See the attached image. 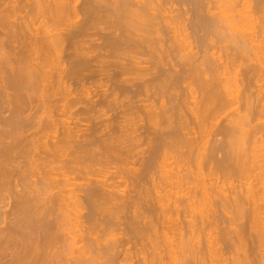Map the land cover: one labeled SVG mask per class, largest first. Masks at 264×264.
Listing matches in <instances>:
<instances>
[{"label": "bare ground", "instance_id": "1", "mask_svg": "<svg viewBox=\"0 0 264 264\" xmlns=\"http://www.w3.org/2000/svg\"><path fill=\"white\" fill-rule=\"evenodd\" d=\"M163 1L0 0V264H264V0Z\"/></svg>", "mask_w": 264, "mask_h": 264}, {"label": "rangeland", "instance_id": "2", "mask_svg": "<svg viewBox=\"0 0 264 264\" xmlns=\"http://www.w3.org/2000/svg\"><path fill=\"white\" fill-rule=\"evenodd\" d=\"M219 1H220V0H219ZM227 1H228V0H227ZM227 1H226V0H222V1H220V2H221V3L226 2V3H225V6H226V5H227ZM230 2H231V1H230ZM156 3H157V2H156ZM164 3H165V1H163V0H162V1L159 0V2L157 3V4H158L157 6H159V8H158V7H157V8L160 9V10L163 9L162 7H167V8H168V6H165ZM240 3H241V2H240ZM218 4H220V3L218 2ZM228 4H229V3H228ZM241 4H242V3H241ZM241 4L235 6V8H234V7H233V8L231 7V8H232L231 11H233L234 9L236 10V11L234 10V13H232V12H231V13L236 15V14L238 13V11L241 10V7H242ZM163 5H164V6H163ZM220 5H222V4H220ZM230 5H231V4H230ZM176 6H177V5H174L173 8H176V9H177L178 6H177V7H176ZM222 6H223V5H222ZM160 7H161V8H160ZM236 7H237V8H236ZM226 8H227V7H226ZM228 8H229V7H228ZM178 9H179V7H178ZM221 9H222V7H221ZM224 9H225V8H224ZM251 10H252V12H251L250 14H251V17H253V18H252V19H253V23H252V24L256 25V20H257L258 18H260V17H258V16H260V13H259L258 11H256V9H254V8H252ZM225 11H226V10H225ZM227 11H228V10H227ZM255 11H256V12H255ZM228 12L230 13V10H229ZM229 13H227V14H229ZM171 15H172V14H171ZM176 15H177V11H176L175 13H173V16H176ZM255 18H256V20H255ZM257 21H259V20H257ZM254 22H255V23H254ZM254 25H252V26H254ZM253 28H255V26H254ZM187 31H188V30H187ZM187 31H186V32H187ZM189 32H190V30H189L187 33H189ZM189 40H190V41H193V38H190ZM214 50L218 53V50H217V49H214ZM219 54H220V50H219ZM221 54H222V53H221ZM223 59H224V56H223ZM238 77H239V78H238ZM237 78L240 79L241 76H237ZM241 88H242V87H241ZM92 89H94V87L91 88L90 90H92ZM90 96H91V95H90ZM88 97H89V96H88ZM104 109H105V108H104ZM104 109H103L102 112H106V109H105V111H104ZM108 113H109V112H108ZM109 114H111V113H109ZM107 115H108V114H107ZM68 121H70V120H68ZM80 124L83 126V125L86 124V123H85V122H80ZM212 129H213V128H212ZM209 130H211V129H209ZM208 138H209V139H212V136H210V137H208ZM215 139H216V138H215ZM217 139H220V138L217 137ZM180 164H181V163H180ZM172 165H173V164H172ZM175 165L177 166V164H175ZM178 165H179V164H178ZM176 166H175V167H176ZM173 167H174V166H173ZM175 167H174V170L176 169ZM179 167H180V166H179ZM171 168H172V167H171ZM177 168H178V167H177ZM216 210H217V209H216ZM218 210H219V209H218ZM218 210H217V211H218ZM218 212H220V213H219V216H220V217H219L218 214L216 213V214H217V217L219 218V219L217 218L218 221H216L218 225L216 224V226H214V225L210 226L209 229H211V230L208 229V231H209L211 234L208 235V236H211V235H212V236H211V240H212V239H213L212 241L216 240L215 243H217V245H218L220 248H222L221 251L223 252V254H222V252L220 251L221 255L219 256V258L221 259L220 264H233V262H234V264H235V263H236V264H237V263H238V264H256V263H252V261H253L254 259H257V258H256V255L250 256V252H251V251H248V252H249V253H248L249 255L246 254V253H247V251H246L247 248L250 247V246L248 245V244H249V240H250V239H248V238H249L248 234H247V235H243L244 238H245V237L247 238V241H246V242H248L247 244L245 243V247L248 245L246 248L243 247V246H241L242 248H240V245H237V241H236V244H235V245H237V246H239V247H237V246H236L237 248H235V247H234V248L229 247L228 250L225 251L227 248L225 247V248H226V249H225L223 244H224L225 242H228V238H231L232 235H234V233L232 234L233 229L236 227L235 229L237 230V229L239 228V227H238V223L242 222V220H239V222H238V221H237V222L235 221L236 223H235L234 225L231 224V225L233 226V227H232L227 221H225V220H226V218H225L226 216L224 215L225 213H224V212L222 213L221 210H219ZM221 214H222V216H221ZM127 215H128V214H127ZM173 216H174V218H175V217H177L178 215H177V216L173 215ZM224 216H225V217H224ZM179 217H180V216H178V218H179ZM222 218H223V219H222ZM224 218H225V219H224ZM180 219H183V218L180 217ZM83 220H84V219H81V221H83ZM221 220H223V221L221 222ZM216 222H215V223H216ZM223 223H224V224H223ZM236 224H237V226H235ZM211 227H212V228H211ZM225 228H226V229H225ZM223 229H224V230H223ZM229 229H230V230H229ZM215 230H216V231H215ZM225 230H226V231H225ZM212 231H213V232H212ZM230 231H231V233H229ZM218 232H219V233H218ZM225 232H226V233H225ZM222 233H223V234H222ZM208 234H209V233H208ZM216 234H217V235H216ZM230 234H231V235H230ZM226 235H227V236L230 235V237H229V236L227 237ZM219 236H220V237H219ZM222 236H223V237H222ZM234 236H235V235H234ZM212 237H213V238H212ZM226 237H227V238H226ZM232 238H233V237H232ZM220 240H221V241H220ZM134 241H135V240H134ZM81 242H82V241H81ZM81 242H78V244H77L76 246H77V247L80 246V245H81ZM136 242H137V241H136ZM139 242H140V241H138V243H136L137 245L135 244L136 246H140V248H139V247H136L137 249H138V248L141 249V247H142L143 244L145 243V241H141V242H143V244L141 243V244H142V245H141ZM134 243H135V242H134ZM134 243H133V244H131V243L129 244L130 248H132L131 246H133V247L135 246ZM218 243H220V244H218ZM138 244H139V245H138ZM222 246H223V247H222ZM136 248L134 247V248H132V250H130V251L133 252V253H134V252L137 253V251H135ZM230 248H231V249H230ZM238 248H239L241 251H240ZM244 248H245V249H244ZM139 249H138V250H139ZM243 249L245 250L246 253L243 251ZM233 250H234V251H233ZM237 251H240V253L237 252ZM144 252H145V251H144ZM225 252H226V253H225ZM241 252H243V254H242ZM231 253H232V255H231ZM235 254H236V255H235ZM237 254L239 255V257H238ZM143 255H144V254H143ZM143 255H141V256H143ZM223 255H224V257H221V256H223ZM246 255L249 257V259H248V257H247ZM141 256H140V255H139V256L137 255V257L135 256L136 259L133 258V259H132L133 261H132V263H130V264H133L134 262H136L137 264H142V263H141V259H142L143 257L141 258ZM226 256H227V257H226ZM233 256H234V257H233ZM236 256H237V257H236ZM242 256H245V257H244L245 260H244V258H243ZM146 257H148V256L146 255ZM146 257H145V255H144V258H143L142 260L144 261V259H146ZM246 257H247V258H246ZM251 257H252V258H251ZM254 257H255V258H254ZM225 258H227V259H225ZM231 258H232V259H231ZM238 258H240V259L238 260ZM223 259H225L226 262H225ZM229 259H230V260H229ZM234 259H235V261H234ZM139 260H140V261H139ZM138 262H139V263H138ZM231 262H232V263H231ZM253 262H255V260H254ZM207 263H208V261H207ZM209 264H210V263H209Z\"/></svg>", "mask_w": 264, "mask_h": 264}]
</instances>
